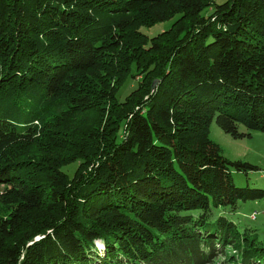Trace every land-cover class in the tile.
Returning <instances> with one entry per match:
<instances>
[{"label": "trees", "instance_id": "16d2710c", "mask_svg": "<svg viewBox=\"0 0 264 264\" xmlns=\"http://www.w3.org/2000/svg\"><path fill=\"white\" fill-rule=\"evenodd\" d=\"M214 120L264 133V0H0V264H264Z\"/></svg>", "mask_w": 264, "mask_h": 264}, {"label": "rangeland", "instance_id": "374dc122", "mask_svg": "<svg viewBox=\"0 0 264 264\" xmlns=\"http://www.w3.org/2000/svg\"><path fill=\"white\" fill-rule=\"evenodd\" d=\"M222 3L224 0H216ZM211 13L208 9L204 12V15ZM173 21L160 23L151 28H143V32L149 37L155 36L163 29L170 27ZM136 83L131 80L125 84L118 94V99L123 101L125 97L130 93L131 87H135ZM98 118H94L95 125L101 124V116L98 114ZM239 131L241 133L249 134L244 138H233L225 134L217 125L216 120L212 122L210 130V138L220 146L221 154L226 159L234 162L241 161L249 163L257 167V170L249 171L248 173L232 171L234 183L237 187L241 188H261L264 189V133L259 131H248L245 127L240 126ZM21 150L24 148L21 147ZM27 150H24L23 156L27 154ZM29 153V150H28ZM237 213L234 214V221L240 220L243 222L241 225L242 231L247 229L253 234L255 233L260 241L264 244V200L259 202H239L237 204ZM1 213V204H0ZM98 250H103V243L101 241L96 242ZM237 251L231 247L227 249L226 254L220 255L211 264H227L226 260L229 256H236ZM230 264V263H229Z\"/></svg>", "mask_w": 264, "mask_h": 264}, {"label": "water", "instance_id": "95a60500", "mask_svg": "<svg viewBox=\"0 0 264 264\" xmlns=\"http://www.w3.org/2000/svg\"><path fill=\"white\" fill-rule=\"evenodd\" d=\"M157 85H158V80H155L152 86L153 91L156 90Z\"/></svg>", "mask_w": 264, "mask_h": 264}]
</instances>
